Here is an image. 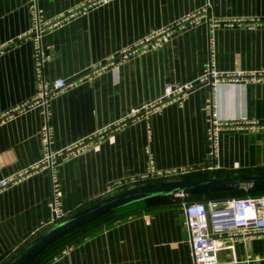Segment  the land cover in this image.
Listing matches in <instances>:
<instances>
[{
	"label": "crops",
	"instance_id": "crops-1",
	"mask_svg": "<svg viewBox=\"0 0 264 264\" xmlns=\"http://www.w3.org/2000/svg\"><path fill=\"white\" fill-rule=\"evenodd\" d=\"M204 4L36 0L42 78L75 82L53 93L44 108L31 102L37 89L31 0H0V181L15 177L0 189V264L52 226L50 173L41 165L45 125L53 152L84 143L55 163L64 219L147 183L264 174V127L252 130L244 124L264 122V79L199 81L210 37L219 73L264 70V0H208L207 16L198 23L175 27L155 47L129 51L151 31L169 27ZM232 19L243 22H212ZM175 83L194 84L181 104L166 101L127 117ZM212 96L218 119L242 123L221 128L215 153L206 107ZM149 154L154 168L168 175L140 179ZM188 196L118 208L90 223L88 231L62 239L33 264H192L183 209ZM219 220L209 218L210 234L221 246L219 264H264V233L244 242L231 234V217L216 231Z\"/></svg>",
	"mask_w": 264,
	"mask_h": 264
},
{
	"label": "built area",
	"instance_id": "built-area-1",
	"mask_svg": "<svg viewBox=\"0 0 264 264\" xmlns=\"http://www.w3.org/2000/svg\"><path fill=\"white\" fill-rule=\"evenodd\" d=\"M100 2H108L110 0H98ZM32 7V26L31 31L34 32V69L37 79V89L32 98L33 103L42 105L44 108L47 106L48 98L56 91L65 88L66 86L74 85L75 82L66 83L63 79H57L52 83L46 82L42 78V58L40 53L39 43V21L38 10L36 7V0H31ZM208 13V0L197 12L186 15L185 17L175 21L169 27L158 30H153L146 37L141 39L129 49V51H137L147 47H155L159 44L160 40L168 34L172 29L182 26L186 22L198 23L202 17L207 16ZM213 24L226 23L233 25L235 23L243 22L242 19L232 20H213ZM213 38H209V59L205 64L204 73L199 77V81H208L211 85L218 82H255L264 79V70L259 71H233L227 73H219L214 68L213 62ZM126 52V51H125ZM125 52L121 56L125 55ZM194 87L193 83L186 84H167L164 87V93L156 102L145 105L141 109L131 110L127 117L133 118L142 112H148L151 109L159 106L166 101H176L182 103L186 93ZM206 107L209 111V128L208 140L212 153L216 152L218 135L221 128L239 121H222L217 118L216 108L217 104L212 96ZM250 129H258L264 127V122L258 123L256 121H249L244 123ZM51 137V130L48 125L41 129V141L43 146L42 166L49 168L50 181H51V194H50V210L51 216L49 219L50 225L57 223L64 219L65 212L61 208L60 201V187L55 170V163L58 158L65 157L77 152L83 145V142L69 146L62 151L53 152L49 149ZM215 167L213 166L212 169ZM167 173H160L154 168L153 159L151 154L148 156L147 166L140 179L147 180L153 177H164ZM15 181V177H9L0 181V189L6 187L9 183ZM184 209V225L188 233V242L191 248L192 264H219L217 258V251L220 249V244L215 237L210 234L209 218H218L219 222L214 225L216 231H220L223 227L227 226L229 218L232 219L231 234L240 236L245 242L251 236L264 233V195H247L226 198L222 204L217 200H208L206 202L194 201L183 202Z\"/></svg>",
	"mask_w": 264,
	"mask_h": 264
},
{
	"label": "water",
	"instance_id": "water-1",
	"mask_svg": "<svg viewBox=\"0 0 264 264\" xmlns=\"http://www.w3.org/2000/svg\"><path fill=\"white\" fill-rule=\"evenodd\" d=\"M264 188V174L178 179L152 182L109 195L43 231L6 264H28L47 248L81 227L118 208L143 200Z\"/></svg>",
	"mask_w": 264,
	"mask_h": 264
},
{
	"label": "trees",
	"instance_id": "trees-1",
	"mask_svg": "<svg viewBox=\"0 0 264 264\" xmlns=\"http://www.w3.org/2000/svg\"><path fill=\"white\" fill-rule=\"evenodd\" d=\"M257 192H264V188L243 189V190H235V191H223V192H214V193H208V194H194V196H205V197H210V199H214V200H217L218 199V200H220V199H225V198H230V197H238L236 194H240V193H244L245 195H243V196H247V195H251V196L264 195V193H257ZM112 212H110V213H108V214H106L104 216L99 217L98 219L94 220L93 222L95 224H97V223H99V221L105 220V219L109 218L111 216V213ZM93 225H91V224L88 225V226L85 225L86 227L83 226L80 229H78L77 231H78V233H84V232L88 231L91 228V226H93ZM77 231H75V232H77ZM75 232H73V233L75 234ZM73 233H71V235H73ZM69 235H67L66 237H68ZM66 237H64V238H66ZM64 238H62V239H64ZM61 240L57 241L56 243L60 242ZM56 243H54L53 245H55ZM52 246H50L49 248H47L45 251H43L40 255H38L37 257H35L28 264H33L36 261H39L40 257L43 254H45L48 250H50V248H52Z\"/></svg>",
	"mask_w": 264,
	"mask_h": 264
},
{
	"label": "rangeland",
	"instance_id": "rangeland-1",
	"mask_svg": "<svg viewBox=\"0 0 264 264\" xmlns=\"http://www.w3.org/2000/svg\"><path fill=\"white\" fill-rule=\"evenodd\" d=\"M257 193H264V192H257ZM236 195L237 196H243L245 194L244 193H240V194H236ZM207 199H210V197L190 195V196L187 197L186 201L187 202H194V201L205 202Z\"/></svg>",
	"mask_w": 264,
	"mask_h": 264
}]
</instances>
